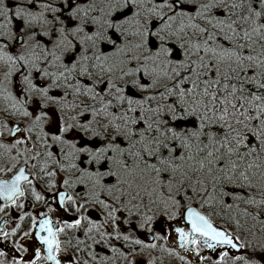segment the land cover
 <instances>
[{"label":"snow or ice","instance_id":"obj_1","mask_svg":"<svg viewBox=\"0 0 264 264\" xmlns=\"http://www.w3.org/2000/svg\"><path fill=\"white\" fill-rule=\"evenodd\" d=\"M166 258L264 264V0H0V264Z\"/></svg>","mask_w":264,"mask_h":264},{"label":"flooded vegetation","instance_id":"obj_2","mask_svg":"<svg viewBox=\"0 0 264 264\" xmlns=\"http://www.w3.org/2000/svg\"><path fill=\"white\" fill-rule=\"evenodd\" d=\"M10 175L7 176V177H3V178H10ZM55 218V217H53ZM183 226V225H182ZM179 254H183V253H179ZM163 264H180L179 260L178 259H169V258H166L164 261H163Z\"/></svg>","mask_w":264,"mask_h":264}]
</instances>
